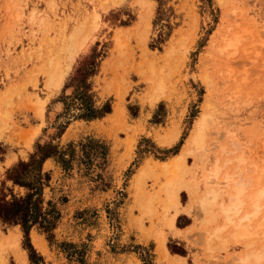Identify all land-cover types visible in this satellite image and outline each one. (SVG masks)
<instances>
[{"label": "rangeland", "instance_id": "rangeland-1", "mask_svg": "<svg viewBox=\"0 0 264 264\" xmlns=\"http://www.w3.org/2000/svg\"><path fill=\"white\" fill-rule=\"evenodd\" d=\"M60 71L62 86L50 85ZM202 113L206 151L187 157L184 179L199 182L218 160L219 202L204 213L183 188L166 214L160 165ZM46 144L57 152L25 176L53 225L29 231L45 264H264V196L253 206L264 189V0H0V197L25 195L6 171ZM234 187L243 205L226 214ZM241 224L254 235L237 240ZM12 234L28 264L20 227L1 223L0 264H18Z\"/></svg>", "mask_w": 264, "mask_h": 264}, {"label": "bare ground", "instance_id": "bare-ground-1", "mask_svg": "<svg viewBox=\"0 0 264 264\" xmlns=\"http://www.w3.org/2000/svg\"><path fill=\"white\" fill-rule=\"evenodd\" d=\"M84 41H87V40H84ZM229 47H232L231 42H227V44L225 46V48H229ZM222 52H224V51H222ZM56 72H57V70H56ZM64 74H65L64 72L60 71L57 73L56 76L51 75L50 76L51 82L49 81L50 85L53 83V78H56L55 84L57 85V87L59 88L60 86H62V84L64 82V77H65ZM190 78L194 82L198 81L197 76L195 74H190ZM119 104H120V102H119ZM119 106L120 105H118V108H120ZM117 111H119V110H117ZM198 118L199 119L197 120L196 125L193 128V131L190 133L189 137L187 138V141H186L183 149L181 150V153H179L177 156L175 155L173 158H171V160L169 162H164L162 165H160L161 171H163L166 174H169L168 180L162 186V191L165 194L164 212L166 214L169 213L171 209H174V210L177 209V207L180 203L179 191L183 188L189 187L190 193H193V196L195 198V202L199 206L200 210H202L204 213H208L210 208L212 206H214L217 202H219V194L216 191V188L219 184L218 177H219V175L223 169L222 168L223 166L219 165L218 160H216L214 163L212 161L209 162V166L207 169L208 171L206 173H204V177L199 182H195L194 180L189 182V181H186L184 179L186 173L188 172L187 157L188 156L197 157L198 154L202 155V152L206 151V145H207L206 142H207V136H208L207 131H209V130H207V128L209 127V126H207L209 124V123L207 124L208 115H207V113H202V116L198 117ZM155 139H156V142L160 146L168 147V146L172 145L174 142H176V140L178 139V136L176 134L170 135V136L157 135L155 137ZM146 173H147L146 170H141L140 173L137 175V177L135 179H133V181H132V189H135L133 193H134V196L136 197V199H135L136 203L139 202V198H142V197H140L139 187H140V184L142 183V180L144 179ZM228 179L229 178L226 177V180H228ZM226 184H229V182H226ZM239 187L242 188L243 186L240 185ZM235 188L236 187H234V190H235ZM200 189H201V194L197 193V191ZM238 189H237L236 193L234 191V195L231 194L232 197L229 195V197H231V204L228 206V208L224 209L226 214H228V213L237 214L240 212V209L242 208V205H243L242 202L243 201L241 200V196H242V193L244 190H238ZM195 190H196V194H195ZM262 196H264V189H260V191H258L257 194L254 195V197H255L253 200L254 201L253 202L254 208L259 209V198ZM140 200H142V199H140ZM141 207H140V209H142L145 214L150 213V211H152L148 208L147 205L146 206L142 205ZM175 212L176 213H174L171 217H169V221L167 220L169 222L168 223V225L170 226L169 228H171V229L175 228V219H176L178 211H175ZM257 213L258 212L255 210L252 217H256ZM244 220H248L249 222H252V219L250 218L249 214H247L245 216ZM261 224H264V223H261ZM261 224H259V225H261ZM244 225L243 224L237 225L236 229H234L235 231L233 232V236L237 240H239L240 238L241 239L245 238V237L250 236V235L251 236L254 235V233L251 232L252 230L248 229L249 225L248 224H247V226H244ZM261 227H263V225ZM157 235H158L157 238H158L159 250L161 252V255L163 257H169L168 250L164 244L165 237L163 236L162 232H160V231L159 232L157 231ZM7 240H9L8 242H10V240L15 242L14 244H15L16 248L15 247L14 248L16 249L15 253H16L18 264H26L27 263L26 253L21 249V247L18 243V236H16L15 234H12V235H10V237L7 238ZM7 240H5L4 242L8 243ZM19 241H20V239H19ZM6 243H4V244H6ZM34 243L36 244L37 247L42 249L43 246H42V243L39 240V238L35 237ZM8 244H10V243H8ZM8 244H6V245L8 246ZM2 246L4 247V245H2ZM8 247H10V246H8ZM246 257L243 259V261L247 260L248 257H250V255L247 258ZM175 263L176 264H184V260L178 259ZM2 264H4V263H2Z\"/></svg>", "mask_w": 264, "mask_h": 264}, {"label": "trees", "instance_id": "trees-1", "mask_svg": "<svg viewBox=\"0 0 264 264\" xmlns=\"http://www.w3.org/2000/svg\"><path fill=\"white\" fill-rule=\"evenodd\" d=\"M109 112V109L106 113ZM111 113V112H110ZM109 114V113H108ZM56 147L46 145H37L36 152L31 154L26 162L19 161L6 171V181H10L12 185L23 187L26 189L24 196L11 195L9 199L2 195L0 197V223L7 226H19L23 233V248L27 251L28 264H45L43 258L35 251L29 241L30 229L38 225L39 228L48 232L53 225L48 226L47 216L49 212H42L39 204L40 197L34 199L35 191L30 183L25 182V176L32 167H37L41 174L43 162L55 155ZM48 177V174H44ZM46 222L47 225L43 223Z\"/></svg>", "mask_w": 264, "mask_h": 264}, {"label": "crops", "instance_id": "crops-1", "mask_svg": "<svg viewBox=\"0 0 264 264\" xmlns=\"http://www.w3.org/2000/svg\"><path fill=\"white\" fill-rule=\"evenodd\" d=\"M107 97V95H103V98H106ZM115 115V112L112 110V112L111 113H109V114H106V116L105 117H103V118H101V120H106L107 118H110V117H113ZM98 122H99V120H97ZM104 122V121H103ZM179 153H181V151L179 152ZM178 153V154H179ZM178 154H176V156L178 155ZM174 157V156H173ZM173 157H171V158H173ZM131 158V157H130ZM171 158H168L167 159V161H169ZM132 159V158H131ZM129 160V159H128ZM130 162V161H129ZM129 162L126 164V165H128L129 164ZM164 162V161H163ZM162 163V162H161ZM126 165H124L125 167H126ZM138 172H136V174H134L133 176H134V178L133 179H135L136 177H137V175L140 173H138ZM133 179H132V181H133ZM131 186H132V182H131ZM183 190V189H182ZM182 190L179 192V193H181L182 192ZM180 204V203H179Z\"/></svg>", "mask_w": 264, "mask_h": 264}]
</instances>
